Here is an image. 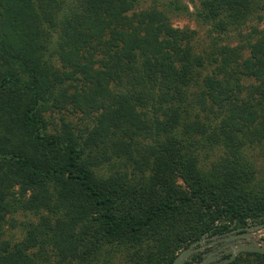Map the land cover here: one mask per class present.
<instances>
[{"label":"trees","instance_id":"obj_1","mask_svg":"<svg viewBox=\"0 0 264 264\" xmlns=\"http://www.w3.org/2000/svg\"><path fill=\"white\" fill-rule=\"evenodd\" d=\"M198 2L241 40L195 51L169 22L177 0H0V264H170L203 233L264 221L246 157L264 158V0ZM53 109L90 124L49 130ZM110 157L129 177L97 176ZM18 211L37 220L10 242Z\"/></svg>","mask_w":264,"mask_h":264},{"label":"rangeland","instance_id":"obj_2","mask_svg":"<svg viewBox=\"0 0 264 264\" xmlns=\"http://www.w3.org/2000/svg\"><path fill=\"white\" fill-rule=\"evenodd\" d=\"M150 0H140V5L144 6L149 3ZM179 2V7L176 10H172V12L168 13V19L171 26L187 29L192 31V37L190 39V43L192 44V48L195 51H199L200 49L207 47L211 43H236L241 40L235 33L233 34L232 28L226 32H217L212 28L211 24L203 22L201 17L197 15V9H199L198 0H177ZM256 21V20H255ZM252 21V25H256L258 27L264 26V18L261 20H257V23ZM246 25L244 26L243 31H246ZM231 30V31H230ZM54 63H57L56 60H53ZM45 117H47L48 121L51 122V125L48 124V129L50 127H58L60 125V120L68 121L75 126L77 129H82L86 125L90 124L89 119L81 118V114L77 112H72L70 110H47L45 112ZM61 118V119H60ZM77 129V130H78ZM259 149H249L246 151V157L249 159L256 160L255 166L259 167L260 171L257 172L258 178H264V158L259 154ZM195 154L199 156V159H203L208 162L210 160H214L220 154V149L218 147H207L204 148L200 145L195 147ZM97 176L105 178L107 175H114L118 172H125L126 177H129L130 167L124 165L123 160L121 158H111L105 162H102L95 169ZM42 213H46V211L42 210ZM38 214L29 211H18L8 217L7 222L3 227V238L9 240L10 242L20 240L24 235V227L23 225L28 222H35L37 220ZM260 231H263L260 230ZM254 237L262 239L264 244V234H260L258 236L257 233L254 232ZM52 262H54L55 258H51Z\"/></svg>","mask_w":264,"mask_h":264},{"label":"flooded vegetation","instance_id":"obj_3","mask_svg":"<svg viewBox=\"0 0 264 264\" xmlns=\"http://www.w3.org/2000/svg\"><path fill=\"white\" fill-rule=\"evenodd\" d=\"M252 224L254 223L235 224V221H232L225 229L203 233L193 245V247L198 248L197 253H193L191 259L184 262V264H198L203 260H205L204 264H212L227 257L229 250L234 248L236 244H241L251 239L262 243L260 242L262 239L254 237V234L250 235L251 239L244 236L248 232L245 227Z\"/></svg>","mask_w":264,"mask_h":264},{"label":"water","instance_id":"obj_4","mask_svg":"<svg viewBox=\"0 0 264 264\" xmlns=\"http://www.w3.org/2000/svg\"><path fill=\"white\" fill-rule=\"evenodd\" d=\"M245 228L246 230H248V232H246L244 236L251 239L250 235L254 234V232L257 234H264V221L260 223L252 224V225H247ZM262 228H263V231H260L262 230ZM196 242L197 240L189 243L188 246L180 249L175 254L170 264H184V262L189 261L191 259V255L193 253H197L198 248L193 247V245ZM240 252H256V253L264 254V244L258 243L254 239L248 240L247 242H244L241 244H236L234 248H231L229 250V255L227 257L223 258L220 261L212 263V264L228 263L232 261L235 258V256ZM204 263H205V260L199 262L198 264H204Z\"/></svg>","mask_w":264,"mask_h":264}]
</instances>
